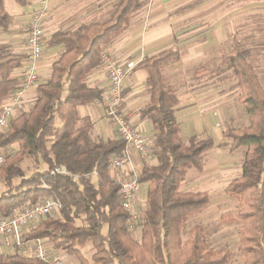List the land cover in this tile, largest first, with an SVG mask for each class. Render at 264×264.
<instances>
[{
  "label": "trees",
  "instance_id": "1",
  "mask_svg": "<svg viewBox=\"0 0 264 264\" xmlns=\"http://www.w3.org/2000/svg\"><path fill=\"white\" fill-rule=\"evenodd\" d=\"M16 2L25 4L26 0ZM142 4V0H118L108 18L59 29L50 36L48 47L63 44L61 57L53 63L50 77L38 84L29 109L15 115L0 132V150L17 146L2 155L0 181L7 190L0 193V215L11 216L20 207L47 197L60 201L59 216L43 217L23 240L47 238L54 250L65 251L79 264H91L82 252L88 243L94 248L91 260L95 264H232V251L212 248L203 224L191 226L184 237L187 219L204 210L211 195L182 191V184L189 170L204 169L214 140L181 134L178 91L162 72L166 64L179 59L177 49L145 56L136 66L147 74L150 99L139 112L152 124L159 162L146 163L141 169L146 216L133 227L120 184L111 175L112 161L124 153L126 143L120 137L94 139L93 122L80 115L81 105L103 100L105 89L91 86L88 75L103 64L105 49L127 31ZM12 22L5 0H0V32H8ZM251 53L238 40L220 50V64L232 69L240 89L238 102L250 115L248 124L230 125L223 131L231 151L243 146L247 150L241 175L225 188L227 194L239 198V208L221 218L240 221L244 264H264V83L251 63ZM25 61L26 55L0 43V108L21 88L22 81L13 78L12 72ZM27 157L44 162L47 169L26 177L20 162ZM60 165L69 174L53 172ZM16 177L21 178L17 184ZM77 220L83 223L78 225ZM0 264L50 263L17 248L10 254L0 253Z\"/></svg>",
  "mask_w": 264,
  "mask_h": 264
},
{
  "label": "crops",
  "instance_id": "2",
  "mask_svg": "<svg viewBox=\"0 0 264 264\" xmlns=\"http://www.w3.org/2000/svg\"><path fill=\"white\" fill-rule=\"evenodd\" d=\"M116 1L49 0L50 11L45 21L43 55L33 64L38 74V82L23 90L21 110L29 109L37 97L38 84L50 77L53 63L63 52V44L48 47L50 36L59 29H75L84 22L102 21L101 17L107 15ZM142 1V6L132 15L127 31L104 52L125 65L134 63L132 73L125 80L126 90L121 108L135 126L140 127L154 140L151 122L142 119L139 112L150 99V92L146 88L147 74L145 70L136 66L145 56L164 49H177L180 53L179 59L166 64L162 72L178 91L176 115L181 134L185 138L192 135L201 138L211 137L214 146L220 145L226 140L223 136L225 129L219 122L215 123V127L220 130L210 128L211 113L220 116L225 125L232 118L236 121L240 117L250 120V115L236 100L240 92L237 80L229 74L232 69L220 64V50L233 45L234 41L238 40V31L246 28L250 29L248 38L250 42L257 43L255 47L259 49L264 48L263 35L252 33V27L264 29V21H257L259 16L264 17V0H258L259 3L251 1L245 4L243 9H238L236 0ZM42 6L41 0H26L25 4L16 2L10 11L5 3L13 22L8 32H0V43H8L13 52L25 55V37L30 15ZM241 13H245L248 19L238 21ZM248 48L252 49V46ZM30 66L32 64L26 60L21 67L12 72V77L23 81ZM194 71L195 74H199L198 77L190 75ZM87 82L93 87H103L104 98L102 101L81 105L79 107L81 117L87 116L91 119L94 124L93 130L99 138H119L113 123L104 117L107 104L105 93L109 87V75L104 62L88 75ZM132 157L133 163L125 170L112 168L115 170L113 177L116 181L132 169L141 172L144 164L157 165L159 162L157 157L147 160L135 150H132ZM17 248L24 255L33 256L34 248L31 241L27 242L24 248H20L9 236L0 237V253L10 254ZM60 252L68 262H74L65 251Z\"/></svg>",
  "mask_w": 264,
  "mask_h": 264
},
{
  "label": "built area",
  "instance_id": "3",
  "mask_svg": "<svg viewBox=\"0 0 264 264\" xmlns=\"http://www.w3.org/2000/svg\"><path fill=\"white\" fill-rule=\"evenodd\" d=\"M41 3L42 8L33 11L30 15L25 37L26 60L32 66L28 69L21 88L15 91L0 108V132L9 127L11 120L20 109L23 90L38 82V74L33 64L43 55L45 21L50 11L49 0H41ZM103 58L109 75V87L105 93L106 115L113 123L118 136L126 143L124 153L113 159L112 168L125 170L133 163L132 150L147 160L155 157L154 140L140 127L135 126L128 114L121 108L126 90L125 80L132 73L134 64L125 65L106 53L103 54ZM3 159L0 155V164ZM53 172L69 174L66 167L62 165L55 167ZM139 175L140 172L137 169H132L117 181L120 184L123 206L132 217V227L138 221H144L146 216L145 186L139 181ZM61 206L60 201L47 197L34 204L20 207L11 216H0V237L9 236L14 244L24 248L29 242L23 240L24 234L43 217L54 212L59 213ZM31 243L34 248L33 256L50 264H72L61 255L60 251L54 250L45 238L33 239Z\"/></svg>",
  "mask_w": 264,
  "mask_h": 264
},
{
  "label": "rangeland",
  "instance_id": "4",
  "mask_svg": "<svg viewBox=\"0 0 264 264\" xmlns=\"http://www.w3.org/2000/svg\"><path fill=\"white\" fill-rule=\"evenodd\" d=\"M118 1V0H117ZM116 1V2H117ZM252 1V2H251ZM223 2V0H222ZM256 3L258 0H236V4L238 5V9H243L245 4L248 3ZM6 6L8 10H12L13 5L16 4L15 0H5ZM116 4V3H115ZM114 5L110 8L107 15L101 17L100 20H104L109 17L111 12L113 11ZM256 16V15H253ZM247 20L245 13H241L238 17V21ZM256 20V19H255ZM258 22L264 21V17L259 16ZM256 21V22H257ZM260 28V27H259ZM257 27H252L253 34H262L264 40V29ZM250 29H240L237 33V39L240 40L244 47L252 46L251 53V63L256 68L261 81L264 83V48L255 47L257 43L250 42L249 38ZM260 40V39H259ZM258 40V41H259ZM252 43V44H251ZM231 46L227 48H231ZM257 48V49H256ZM112 57V56H111ZM120 62V61H119ZM134 64V63H133ZM231 77H234L233 71L229 72ZM228 74V75H229ZM192 77H198L199 74H195V71L190 74ZM237 83V82H236ZM147 88V87H146ZM179 88V87H178ZM229 89L231 87H228ZM240 92V89H239ZM239 97V96H238ZM238 101V98L236 99ZM239 103V102H238ZM241 104V103H240ZM237 105V104H236ZM241 107L246 110L245 105H241ZM22 110L19 109L16 113H20ZM247 111V110H246ZM234 112V110H233ZM104 117H107L106 110ZM103 117V118H104ZM209 126L213 130L215 128V123L219 122L223 129H226L228 126H234L241 123L248 124L250 120L248 118H238L236 121L235 118H232L228 123H224L223 119L220 116H216L213 113L209 116ZM183 126V123H182ZM221 127V128H222ZM220 130V128H218ZM222 130V129H221ZM185 134V130H184ZM183 134V135H184ZM94 139H100L96 133L93 131ZM103 140H108L101 138ZM230 140L226 139L225 142H222L220 145L214 146L205 157V167L203 171H198L196 169L189 170L185 181L182 184V191H203L207 190L211 195V201L209 205L204 208L199 213H196L190 216L186 221L184 237H186L187 230L196 223H201L205 226L206 232L208 235L209 244L212 248L220 249L227 247L233 253L232 264H244V259L240 250V234L242 225L239 220L231 219V220H223L221 217L223 214L229 211L237 210L240 205V200L237 196L229 195L225 192V188L229 181L232 178L240 176L242 173V163L245 157V153L247 147H240L236 151H231L229 148ZM17 146H12L9 149L0 150V155H5L6 153H12L16 149ZM21 167L24 170L25 176L28 177L35 171H43L47 169V165L40 161L36 160L34 157H27L20 162ZM115 170L111 169V175L114 176ZM95 177V176H94ZM21 178H14V183H19ZM7 190L5 183L0 181V193ZM53 216H59L58 213H52ZM83 223L82 220H77V224L81 225ZM106 231V227H104V232ZM136 237H140V233L138 231L135 232ZM13 251V250H11ZM83 254L90 260L91 264H95L91 260V256L94 252V248L91 243H88L82 248ZM71 256V255H70ZM73 259V263L79 264L78 261L71 256Z\"/></svg>",
  "mask_w": 264,
  "mask_h": 264
}]
</instances>
